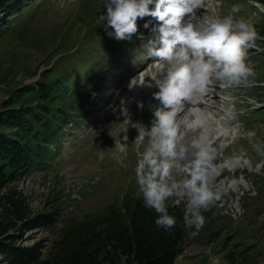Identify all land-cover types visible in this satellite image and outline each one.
I'll return each mask as SVG.
<instances>
[{"label":"rangeland","instance_id":"obj_1","mask_svg":"<svg viewBox=\"0 0 264 264\" xmlns=\"http://www.w3.org/2000/svg\"><path fill=\"white\" fill-rule=\"evenodd\" d=\"M0 3V114L19 96H28L46 81L59 83L49 106L56 115L66 113V124L47 145V164L0 186V218L5 196L15 190L25 196L37 214L59 210L58 229L110 204L120 205L127 192L137 191L138 153L145 150L149 138L145 135L141 143L136 139L151 126L152 110L159 103L153 96L159 91L153 79L165 71L147 57L143 47L151 36L150 29L143 25L152 18L138 21L144 40L134 36L132 41L120 42L98 19L105 11L106 0ZM229 14L247 19L259 34L256 47L248 49L246 56L256 75L249 78L248 86L226 90L216 82L205 103L197 105L202 111H188L195 116L187 121L193 127L188 128L187 123L180 127L178 134L185 142L198 137L204 126L211 128L213 163L218 164L219 174L211 178L210 186L223 193V207L202 213L209 217L206 224L197 236L186 237L185 251L175 264H228L226 256L236 244L264 250V158L243 136L253 130L254 141L264 142V0H205V7L197 10L201 19ZM136 71L139 77L134 80L131 74ZM222 95L232 97L234 120L221 119L229 103L220 99ZM121 99H126L129 116L122 115ZM241 153L254 169L259 164V170L233 167L231 161ZM14 233L9 231L7 236ZM56 237L54 229L24 231L17 245L41 243L50 248ZM0 264H7L3 255Z\"/></svg>","mask_w":264,"mask_h":264},{"label":"clouds","instance_id":"obj_2","mask_svg":"<svg viewBox=\"0 0 264 264\" xmlns=\"http://www.w3.org/2000/svg\"><path fill=\"white\" fill-rule=\"evenodd\" d=\"M104 7L98 19L104 22V30L111 29L109 35L120 42L132 41L134 36L144 40L138 21L152 18L143 25L151 32L143 47L147 57L165 71L153 79L159 88L153 96L159 103L152 110V126L136 139L141 143L145 135L149 138L145 150L138 153L135 195L143 199L147 209L154 210L155 225L166 233H171L177 224L176 217L169 214L168 202L171 200L172 206L183 203L184 228L195 237L206 224L202 213L223 207V193L210 186L211 178L219 174V166L213 163L211 128L204 126L198 137L185 142L178 134L180 124L175 118L186 105L189 112H201L197 105L205 103L204 98L216 82L222 90L248 86L249 78L256 73L246 63L247 50L256 47L259 34L243 17L229 14L201 19L197 10L205 7V0H106ZM220 99L229 102L221 119L234 120L232 97L222 95ZM125 105L126 99H121L122 115L129 116ZM112 110L116 114L117 109ZM243 136L264 158V142L254 141L256 132L248 130ZM242 159L243 153L231 161L232 166L249 172L259 170V164L254 169L250 160L243 159L241 163Z\"/></svg>","mask_w":264,"mask_h":264},{"label":"trees","instance_id":"obj_3","mask_svg":"<svg viewBox=\"0 0 264 264\" xmlns=\"http://www.w3.org/2000/svg\"><path fill=\"white\" fill-rule=\"evenodd\" d=\"M58 88V82L46 81L28 96H19L0 114V186L20 180L37 166L47 164V145L66 124V113L58 111L56 115L49 106ZM168 204L169 214L177 220L171 233L157 228V214L147 209L134 192H127L120 205L110 204L58 229L59 210L37 214L21 192L10 191L5 204H1L4 215L0 218V237H5L0 241V255L7 264H175L185 251L184 242L189 234L183 223L184 205ZM35 229L56 231L50 248L41 243L30 247L17 245L24 231ZM9 231L15 233L7 236ZM226 259L228 264H259L264 260V250L236 244Z\"/></svg>","mask_w":264,"mask_h":264},{"label":"bare ground","instance_id":"obj_4","mask_svg":"<svg viewBox=\"0 0 264 264\" xmlns=\"http://www.w3.org/2000/svg\"><path fill=\"white\" fill-rule=\"evenodd\" d=\"M131 77L134 79V80H136V79H138V77H139V72L137 73V71L135 72V73H132L131 74ZM207 104V103H206ZM208 106H210V107H212V105H210V104H208ZM188 105L186 106V108L185 109H183L182 111H179L178 113H177V115H176V121H177V123H179L180 124V127H184L186 124L185 123H182L183 122V118H184V116H186L187 118H186V122L187 121H191V120H194V118H195V116H193L192 114H189L188 113ZM217 115H219V114H217ZM188 124V123H187ZM187 126V125H186Z\"/></svg>","mask_w":264,"mask_h":264}]
</instances>
